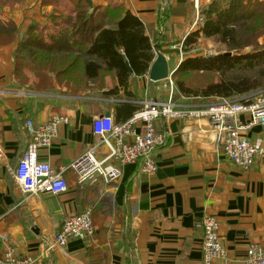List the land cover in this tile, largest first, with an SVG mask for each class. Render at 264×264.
Segmentation results:
<instances>
[{
  "label": "crops",
  "instance_id": "0c3cea01",
  "mask_svg": "<svg viewBox=\"0 0 264 264\" xmlns=\"http://www.w3.org/2000/svg\"><path fill=\"white\" fill-rule=\"evenodd\" d=\"M78 1L0 0V200L5 209L0 216V255L11 252L28 257L31 264H203L200 223L207 215L219 225L229 263L243 264L250 245L264 248V155L250 170L236 168L216 151L215 130L206 119L160 122L166 146L156 152L157 170L151 177L136 163L122 168L121 178L110 185H80L68 170V189L57 196L23 197L15 188L11 172L27 147V118L44 124L52 116L67 117L50 145L37 151L41 162L63 168L91 148L97 157L107 154L93 134L92 122L105 114L113 119L114 99L125 101L89 94L87 88L74 96L58 85L41 91L18 83L15 52L24 33L29 27L50 30L55 20L73 18ZM82 1L91 2L93 14L104 11L112 20L125 13L137 17L153 45L164 52L156 53L167 58L173 71L181 61L170 46H179L200 26L201 9L217 0ZM248 1L264 0L243 3ZM112 20L106 28L114 27ZM13 27L14 38L7 40ZM105 81L107 88L100 93L114 86ZM129 87L135 100L128 103L166 101L170 93L167 79L153 83L147 76L132 77ZM173 94L179 108L208 104L180 97L175 90ZM244 136L264 154V125L250 127ZM84 210L92 212L94 237L50 250L48 242L60 232L64 218Z\"/></svg>",
  "mask_w": 264,
  "mask_h": 264
},
{
  "label": "trees",
  "instance_id": "16d2710c",
  "mask_svg": "<svg viewBox=\"0 0 264 264\" xmlns=\"http://www.w3.org/2000/svg\"><path fill=\"white\" fill-rule=\"evenodd\" d=\"M200 14L204 17L202 24L183 40L182 53L197 51L195 48L200 39L216 40L225 52H236L258 45L259 39L264 37V1L244 4L243 0H217L202 8ZM108 16L104 11L93 14L87 2L79 0L75 4L73 18L64 23L55 20L51 31L29 27L15 52L14 72L18 83L38 90L41 83L36 81L39 80L38 74H45L54 85L66 88L67 93L76 96L85 89L79 83H104L99 87L102 90L107 85V78L114 82V86L100 95L103 98L125 99L115 104L113 122L121 123L129 119L139 107L137 102L128 103L135 100L129 87L131 78L147 76L156 51L164 52L153 45L145 33V26L137 17L125 13L121 18L113 19L115 25L109 29L105 23H109L108 19L112 20L113 16ZM9 32L7 40H12L14 27ZM127 67L132 70L131 73ZM177 68L173 78L177 73H192L217 75L218 80L202 81L192 86L178 79L174 84L176 95L208 103L221 99L240 100L255 94L262 87L264 50L186 58ZM68 78L79 82L78 85L75 86ZM61 80H65L63 85L58 84ZM4 212L0 200V216Z\"/></svg>",
  "mask_w": 264,
  "mask_h": 264
},
{
  "label": "built area",
  "instance_id": "2783aa9c",
  "mask_svg": "<svg viewBox=\"0 0 264 264\" xmlns=\"http://www.w3.org/2000/svg\"><path fill=\"white\" fill-rule=\"evenodd\" d=\"M182 44V43H181ZM181 44L170 46L182 58ZM211 56V52H207ZM170 93L166 101H142L132 116L121 123L111 117L100 116L93 120V134L108 150L104 157H97L95 148L85 151L72 163L63 168H54L48 162L37 159V151L50 145L57 135L59 125L67 123L65 116H52L44 124H35L30 118L24 122L27 147L11 172L15 188L20 195L63 194L68 189L64 176L70 170L78 184L105 185L116 183L121 178L122 168L140 164L141 173L151 177L157 170L156 152L166 146L165 134L159 129L160 122L167 124L171 119H206L215 130V149L236 168L252 169L263 154L244 132L256 124L264 125V95L256 93L240 100L221 99L218 103L199 107L179 108L172 100L174 87L168 78ZM114 102L118 100L114 99ZM245 116L242 122L239 117ZM203 264H230L226 251L219 239V225L212 216H205L201 223ZM60 232L50 240V250L65 248L68 241L86 242L94 237L92 212L84 210L64 218ZM243 264H264V248L250 245L244 255ZM0 264H31L28 257L18 258L7 252L0 255Z\"/></svg>",
  "mask_w": 264,
  "mask_h": 264
},
{
  "label": "rangeland",
  "instance_id": "374dc122",
  "mask_svg": "<svg viewBox=\"0 0 264 264\" xmlns=\"http://www.w3.org/2000/svg\"><path fill=\"white\" fill-rule=\"evenodd\" d=\"M194 12L196 14V9H194ZM201 18L203 20L204 17H201ZM170 50H172V49H170ZM195 50H197V51H190L188 53H184L183 52L182 53V58H180L179 55H178L179 61L182 62L186 58H196V57H201V56H203V57H211V56L215 57V56H218V54H226V53H230L231 55H234V54H247V53H252L255 50H264V37L259 39V44L258 45H253L252 48H244V49H241V50H237L236 52H225L223 48H221V47H219L217 45V41L216 40L213 41V40L200 39V41L198 42V45L196 46ZM173 51H175V50H173ZM209 51L211 52V56L207 55V52H209ZM170 60L173 61V58H170ZM179 64H178V66H179ZM171 65H172V62H171ZM47 76H51V74H49V75L47 74ZM38 77H39L38 78L39 80H36V81L39 82V83L41 82L40 86L38 87V90L49 91V90L54 89L52 87L54 85V82L52 80L49 81V79L47 77H45V74H38ZM169 79L171 80V83H172L173 87L176 88V86L174 84L176 83V81L178 79L183 80L188 85H192L193 86V85L198 84V83H200L202 81H207V82L216 81V80H218V76L217 75H206V74H204V75L203 74L194 75L192 73L183 75L181 73H177L175 78H173V75H172ZM68 80L73 82L75 84V86L78 85V83H79V82L78 83L74 82V80L71 79V78H68ZM63 81L65 82V80H63ZM63 81L61 80L60 83H58L59 81H56V83L63 85L64 84ZM261 83H262V87L260 88V90L256 91L255 94L256 93H261L262 95H264V79L261 80ZM90 84H88V83L87 84L86 83L80 84L79 83V85H81V86L84 85L85 88H87L89 90H92V91H89V94H93V95L100 94V90L101 89L99 87L104 86V83H101L100 85H97V84H93L91 82ZM97 91H98V93H97ZM255 94H251V95H255ZM211 103H218V102L213 101Z\"/></svg>",
  "mask_w": 264,
  "mask_h": 264
},
{
  "label": "water",
  "instance_id": "95a60500",
  "mask_svg": "<svg viewBox=\"0 0 264 264\" xmlns=\"http://www.w3.org/2000/svg\"><path fill=\"white\" fill-rule=\"evenodd\" d=\"M88 7L90 11H92V4L90 1H87ZM226 55H231L230 53H226ZM149 72L147 75V78L150 82L156 83V82H161V81H166V79L170 78L175 72L174 71H169V68L167 66V58L159 52L156 53V57L151 63L149 67ZM129 72L131 73V69L127 67ZM104 117H109V114L103 115Z\"/></svg>",
  "mask_w": 264,
  "mask_h": 264
}]
</instances>
